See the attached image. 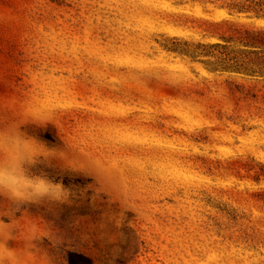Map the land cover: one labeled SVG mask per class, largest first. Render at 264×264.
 <instances>
[{
  "label": "rangeland",
  "instance_id": "1",
  "mask_svg": "<svg viewBox=\"0 0 264 264\" xmlns=\"http://www.w3.org/2000/svg\"><path fill=\"white\" fill-rule=\"evenodd\" d=\"M264 25L201 0H0V264H264V101L169 49ZM205 58V57H203ZM235 89V90H233Z\"/></svg>",
  "mask_w": 264,
  "mask_h": 264
},
{
  "label": "trees",
  "instance_id": "2",
  "mask_svg": "<svg viewBox=\"0 0 264 264\" xmlns=\"http://www.w3.org/2000/svg\"><path fill=\"white\" fill-rule=\"evenodd\" d=\"M212 2L229 12L244 13L246 16L264 19V0H201ZM228 23V30L221 31L215 40L192 42L175 36L169 49L192 56L202 61L215 72L241 75L254 79L258 90L232 82L242 92V97L264 101V25ZM205 57V58H203ZM235 90V89H233Z\"/></svg>",
  "mask_w": 264,
  "mask_h": 264
},
{
  "label": "clouds",
  "instance_id": "3",
  "mask_svg": "<svg viewBox=\"0 0 264 264\" xmlns=\"http://www.w3.org/2000/svg\"><path fill=\"white\" fill-rule=\"evenodd\" d=\"M8 193L12 197L30 194L37 197L50 196L59 199L63 192L53 191L44 180L32 181L21 176L20 172L12 167L8 171H0V193Z\"/></svg>",
  "mask_w": 264,
  "mask_h": 264
}]
</instances>
